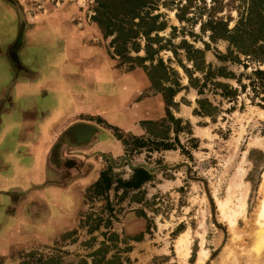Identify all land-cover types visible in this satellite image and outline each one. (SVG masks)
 Segmentation results:
<instances>
[{"label": "rangeland", "instance_id": "1", "mask_svg": "<svg viewBox=\"0 0 264 264\" xmlns=\"http://www.w3.org/2000/svg\"><path fill=\"white\" fill-rule=\"evenodd\" d=\"M14 1L15 8L0 0L5 8L0 16L13 9L17 30L21 21L27 24L22 16L55 15L62 3L74 1L95 31L91 42L112 56L119 73L141 70L148 87L138 96L160 93L164 107L180 119L181 131L176 145L175 124L165 114L148 123L134 121L130 129L101 118H81L101 129L110 143L75 152L81 163L78 174L66 179L59 191L68 197L64 203L54 189L51 197L34 191L26 197L27 206L15 202L20 193L0 190V201L16 203L0 206V226H5L0 228V264H104L113 254L120 264H264V108L256 105L257 97L250 101L243 93L234 102L225 101L209 83L197 95L181 67L190 68L191 48H199L205 62L224 66L235 76L264 69V61L256 63L234 48L245 69L219 61L215 54L225 53L228 42L212 41L209 31L199 28L207 16L229 17L227 27L237 23L243 44L254 38L261 43L264 0H148L141 7H135V0ZM144 32H149L148 39ZM213 80L237 87L231 78ZM111 81L113 88L120 84ZM241 81L247 82L244 76ZM198 97L218 106L214 121L192 114ZM229 107L233 109L225 111ZM160 137L175 149L157 148L154 142ZM190 137L196 139L195 148ZM140 140L142 146H137ZM137 165L150 170V181L135 189L115 185L117 178L128 179ZM103 170L112 184L95 192L92 184ZM4 194L7 200L1 198ZM146 225L148 232L140 240L126 238ZM111 232L114 239L108 238Z\"/></svg>", "mask_w": 264, "mask_h": 264}, {"label": "crops", "instance_id": "2", "mask_svg": "<svg viewBox=\"0 0 264 264\" xmlns=\"http://www.w3.org/2000/svg\"><path fill=\"white\" fill-rule=\"evenodd\" d=\"M5 15L0 16V190L20 193L15 202L27 206L34 191L51 197L54 189L64 203L68 197L59 191L81 163L75 152L110 143L90 120L80 119L91 116L130 129L134 121L164 115V102L160 93L138 96L148 87L141 70L113 68L112 58L91 42L95 31L74 1L62 3L55 15L22 16L27 24L17 57L23 72L14 71L8 57L17 16L13 9ZM111 79H118L117 88ZM74 124L94 127L85 142L68 135ZM0 202L1 208L16 204Z\"/></svg>", "mask_w": 264, "mask_h": 264}, {"label": "trees", "instance_id": "3", "mask_svg": "<svg viewBox=\"0 0 264 264\" xmlns=\"http://www.w3.org/2000/svg\"><path fill=\"white\" fill-rule=\"evenodd\" d=\"M6 1V0H4ZM135 7H141L144 6L145 3L148 2V0H135ZM172 1V0H171ZM8 4V1H6ZM123 2V1H122ZM212 2H216V0H212ZM16 1L13 0L12 7L15 8ZM100 6H103L102 2H100ZM1 8V7H0ZM94 20H97L96 18L92 17ZM176 18L181 21L184 18V16H176ZM230 18L226 20H222V18L216 17V16H207V18L202 22H199V28L203 31L208 30V38L212 41L214 40H226L228 42V45L226 47L225 53H217L215 54V57L219 61H228L231 63H237L241 64V66L245 69L246 64L241 62L237 54L233 53L234 48L237 53L243 54L247 56V58H250L256 63H261L264 61V36H260L262 42L257 43V39L254 38L247 44H243V41H241L240 35L238 34V27L237 23L234 24L233 27L228 28L227 24ZM152 30V29H151ZM148 33L144 32V36L148 39ZM108 34V33H107ZM202 44L205 47H207V44L202 41ZM192 56H188V60L191 61L190 68H187L185 66H181L186 77H187V83L190 87L194 88L197 95L203 94V88L206 86V84H210L212 87H214V90L219 89V92H215L221 99H224L225 101H236V96L238 93H243L247 95L250 98V101L253 100V98L257 97L259 102L256 103L261 108H264V69L255 67L250 70V73L248 74H242L239 73L235 76V74L229 70H225L224 66H218L213 67L209 62H205L203 58V50L199 48H191ZM108 54V53H107ZM110 58V56L108 54ZM148 57V56H147ZM146 59L145 57H142V60ZM198 72L200 74L199 77L193 75L194 73ZM242 76L246 78L247 82L244 83L241 81ZM215 77H222V78H231L234 79L237 87H231L229 84L224 83L219 80H213ZM176 86L179 85L177 81L174 82ZM168 90H172L171 87H168ZM195 101V107L192 108V114H195L197 116H207L211 121H214L216 116L219 114V108L217 105L213 104L208 98L206 97H198L194 99ZM241 108V105L239 106ZM232 110L233 107H229L225 109ZM165 116L170 119V121L174 122L175 126L172 128V132L174 133L173 140L175 144H178V140L176 137V134L178 131H181V128L177 126V123L180 122L179 118H174L171 113L169 112L168 108H165L164 112ZM148 120L143 121L144 123ZM161 138V137H160ZM157 140L154 142V145L157 146V148L160 149H175L174 145L170 142L162 140ZM190 141H193L191 143V147L195 148L197 146L196 139L190 137ZM143 142H139L137 146H142ZM179 150L182 153H186L189 155V153L181 146H179ZM132 173L126 180L116 179L115 185L119 187H123V189H135L141 186L143 183L150 181L152 179V174L150 170L143 168L141 165H137L133 167ZM112 184V181L110 177L107 175V172L105 170L101 171L97 177V179L93 182L92 188L95 192H100L103 190H107ZM149 226H145V230L142 232H139L135 236H127L126 238L132 239V240H140L142 237L143 232H148ZM116 235L111 232L108 234V238L114 239ZM100 249H97V252H99ZM97 262V261H96ZM104 264H120L119 256L116 254H113L110 259H107L104 261Z\"/></svg>", "mask_w": 264, "mask_h": 264}, {"label": "water", "instance_id": "4", "mask_svg": "<svg viewBox=\"0 0 264 264\" xmlns=\"http://www.w3.org/2000/svg\"><path fill=\"white\" fill-rule=\"evenodd\" d=\"M9 3L13 4V0H6ZM23 25L24 22L21 21L15 39L12 42V44L10 45V50L8 52V57L10 59V61L16 66H19V60L17 57V49L20 45L21 42V38L23 35ZM94 130V127L89 126V125H84V124H74L72 126H70L68 128V135H70L72 138H74V141L76 142H85V140L87 139V137L90 135V133ZM83 131H85L86 134H79L82 133ZM77 134H79V138L77 137Z\"/></svg>", "mask_w": 264, "mask_h": 264}, {"label": "flooded vegetation", "instance_id": "5", "mask_svg": "<svg viewBox=\"0 0 264 264\" xmlns=\"http://www.w3.org/2000/svg\"><path fill=\"white\" fill-rule=\"evenodd\" d=\"M13 67H14V71H17V72H23L24 70L20 67V64L18 67H16L13 63H12Z\"/></svg>", "mask_w": 264, "mask_h": 264}, {"label": "bare ground", "instance_id": "6", "mask_svg": "<svg viewBox=\"0 0 264 264\" xmlns=\"http://www.w3.org/2000/svg\"><path fill=\"white\" fill-rule=\"evenodd\" d=\"M81 134H86V133H85V131H83ZM263 203H264V201H263ZM261 209H262V208H261ZM263 213H264V210H263ZM263 231H264V230H263Z\"/></svg>", "mask_w": 264, "mask_h": 264}]
</instances>
